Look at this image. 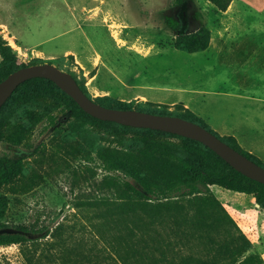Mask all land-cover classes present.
<instances>
[{
	"label": "rangeland",
	"instance_id": "374dc122",
	"mask_svg": "<svg viewBox=\"0 0 264 264\" xmlns=\"http://www.w3.org/2000/svg\"><path fill=\"white\" fill-rule=\"evenodd\" d=\"M236 1L253 6V11L244 14L249 18L242 19L254 24L255 0ZM172 2L0 0V34L23 63L41 59L57 66L56 59L73 55L74 64L67 61L62 69L73 71L78 79L84 77L92 98L132 101L133 109L150 101L170 105L169 113H182L175 108L177 103L208 112L212 78H223L226 71L242 78L238 71L245 61L236 55L257 47L250 40L254 27L242 29V37L228 45L235 52L222 54L220 59L204 52L179 51L173 47L174 33L165 26L167 18L181 17V9ZM186 6L191 11L187 30L199 26V9L209 28L220 20H242L234 8L232 16H223L208 0H194ZM248 62L255 73L264 59ZM132 93L138 95L129 96ZM52 131L47 118L37 125L33 141L40 145L38 154L25 160L19 181L0 188V194L9 199L1 222L9 227L48 228L50 233L0 246V264H178L188 258L191 264H199L208 260L212 245L205 240L186 239L182 232L175 234L166 226H150L143 214L108 212L112 205L98 202L103 196L99 184L107 173L98 159L86 158L95 144L92 138ZM0 150L14 152L3 146ZM211 191L237 223L231 233L248 238L251 248L247 254L257 255L264 264V211L250 195L218 186ZM214 238L218 241L220 236Z\"/></svg>",
	"mask_w": 264,
	"mask_h": 264
},
{
	"label": "trees",
	"instance_id": "16d2710c",
	"mask_svg": "<svg viewBox=\"0 0 264 264\" xmlns=\"http://www.w3.org/2000/svg\"><path fill=\"white\" fill-rule=\"evenodd\" d=\"M193 1L173 0L172 3L182 11L181 17L167 18L165 23L174 33L173 47L190 54L205 51L211 40V32L204 24L200 9L196 14L199 26L187 30L185 8L187 2ZM208 1L218 12H225L232 2ZM0 58V82L22 67L53 63L52 60L41 59L21 62L1 34ZM56 61L60 69L67 61L74 64L73 55L60 57ZM64 71L69 72L81 90L96 103L114 109H133L132 101L124 102L109 96L92 98L84 77L78 79L73 71ZM174 106L182 113H169L166 109L170 105L150 101L134 109L143 112L150 109L153 114L178 116L196 123L264 168V163L242 148L235 137L220 136L182 103ZM58 115H68V119L56 125L61 118ZM46 118L53 134L64 130L72 135L92 138L95 144L86 152V158L98 159L107 173L99 184L103 196L98 202L111 204L107 211L112 215L143 214L150 226H166L175 234L182 232L186 239L205 240L212 245L211 256L199 264H262L257 255L247 254L251 248L250 240L241 233H231L233 227L237 228V223L226 213L211 187L218 186L250 195L264 211V184L238 172L198 141L94 118L46 78H32L21 83L0 107V148L3 146L14 151L8 154L0 150V188L23 177L25 160L36 156L40 150V145H35L33 141L36 127ZM92 153L95 157H92ZM88 202L91 204L92 201ZM8 205V197L0 194V231L12 230L0 233V246L33 241L34 235H39L38 239L49 235L48 228L36 230L25 225L9 227L1 222ZM217 236H220L218 241L214 238ZM164 259V255H161V260ZM191 263L188 258L178 264Z\"/></svg>",
	"mask_w": 264,
	"mask_h": 264
},
{
	"label": "crops",
	"instance_id": "0c3cea01",
	"mask_svg": "<svg viewBox=\"0 0 264 264\" xmlns=\"http://www.w3.org/2000/svg\"><path fill=\"white\" fill-rule=\"evenodd\" d=\"M255 2L254 24H250V20L246 19L244 22L242 19L249 18L244 14L253 11V6H244L243 3L232 0L227 10L220 13L223 16H232L231 8H234L241 13L242 20H220L213 28L207 26L211 32V40L209 47L202 52L210 57L220 59L222 54H233L234 48L228 45H233L242 37L244 28L254 27L255 35L250 40H253L252 43L255 42L257 47L253 51L244 49L236 55L238 60L245 61V67L238 71L242 78H236L234 76L236 72L228 74L227 71L223 78H212L213 88L207 91V95L210 96L209 101L211 100L208 112L200 107H193L191 111L220 136L235 137L242 148L264 163V63H261L259 68H255L256 72L253 73L248 62L254 58L264 59V0H255ZM137 95L132 93L129 96ZM185 106L188 108L187 104Z\"/></svg>",
	"mask_w": 264,
	"mask_h": 264
},
{
	"label": "water",
	"instance_id": "95a60500",
	"mask_svg": "<svg viewBox=\"0 0 264 264\" xmlns=\"http://www.w3.org/2000/svg\"><path fill=\"white\" fill-rule=\"evenodd\" d=\"M38 77L52 81L70 96L84 112L94 118L134 128L163 131L198 141L214 151L238 172L264 184V168L262 166L236 151L204 127L178 116L104 107L89 98L69 72L58 68L53 63L28 65L9 74L0 82V107L21 83ZM67 119L68 115H64L58 119L56 125ZM4 232H12V230L0 231V233Z\"/></svg>",
	"mask_w": 264,
	"mask_h": 264
},
{
	"label": "flooded vegetation",
	"instance_id": "af4514ba",
	"mask_svg": "<svg viewBox=\"0 0 264 264\" xmlns=\"http://www.w3.org/2000/svg\"><path fill=\"white\" fill-rule=\"evenodd\" d=\"M185 15H186L188 24H190L191 23V11L186 10Z\"/></svg>",
	"mask_w": 264,
	"mask_h": 264
},
{
	"label": "bare ground",
	"instance_id": "6f19581e",
	"mask_svg": "<svg viewBox=\"0 0 264 264\" xmlns=\"http://www.w3.org/2000/svg\"><path fill=\"white\" fill-rule=\"evenodd\" d=\"M18 49H20V48L18 47Z\"/></svg>",
	"mask_w": 264,
	"mask_h": 264
}]
</instances>
